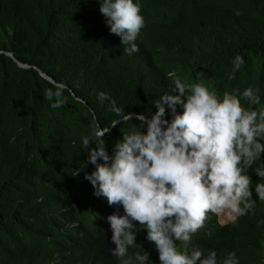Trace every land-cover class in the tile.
Instances as JSON below:
<instances>
[{
	"label": "trees",
	"instance_id": "trees-1",
	"mask_svg": "<svg viewBox=\"0 0 264 264\" xmlns=\"http://www.w3.org/2000/svg\"><path fill=\"white\" fill-rule=\"evenodd\" d=\"M141 14L139 51L128 55L109 32L99 0H0V264H119L106 218L123 208L95 196L84 172L77 174L86 160L82 136L118 118L99 91L134 114L105 133L109 153L139 124L135 114L155 112L171 72L218 95L258 88L260 105L253 107L264 106V0H141ZM237 54L245 63L229 79ZM39 71L65 85L62 107H50L44 91L53 83ZM262 163L264 153L248 169L251 212L224 226L209 213L190 248L215 249L218 256L235 251L240 264H264V201L254 190L264 178L253 171ZM94 168L89 163L86 170ZM145 235L137 233L129 254L147 251L160 264Z\"/></svg>",
	"mask_w": 264,
	"mask_h": 264
},
{
	"label": "clouds",
	"instance_id": "clouds-1",
	"mask_svg": "<svg viewBox=\"0 0 264 264\" xmlns=\"http://www.w3.org/2000/svg\"><path fill=\"white\" fill-rule=\"evenodd\" d=\"M99 11L109 32L120 37L124 53L139 51L136 41L145 26L141 0H99ZM232 63L229 79L245 63L244 57L237 54ZM169 76L173 77L170 90L155 100V112L135 114L139 124L124 132L111 153L105 133L120 120H132L134 114L108 93H97L118 118L108 127L94 125L89 135L82 136L86 160L77 174L84 172L95 196L123 208V214L114 211L106 218L114 245L110 252L119 264H152L147 251L129 254L141 230L154 243L160 264H240L235 251L218 256L215 249L189 244L209 213H227L232 221L224 224L217 216L224 226L252 210L248 169L264 153V106L253 107L260 105L259 89L249 86L218 95L203 82L186 83L175 72ZM64 90L61 82L45 89L51 108L66 103ZM89 163L95 165L91 172L86 170ZM253 171L264 178V163ZM254 190L264 201V182L256 183Z\"/></svg>",
	"mask_w": 264,
	"mask_h": 264
},
{
	"label": "bare ground",
	"instance_id": "bare-ground-1",
	"mask_svg": "<svg viewBox=\"0 0 264 264\" xmlns=\"http://www.w3.org/2000/svg\"><path fill=\"white\" fill-rule=\"evenodd\" d=\"M200 32H201V31H200ZM197 36H198V35H197ZM197 36H196V37H197ZM196 37H195V38H196ZM118 57H120V56H118ZM200 64H201V63H200ZM248 79H249V78H248ZM262 86H263V85H262ZM260 87H261V86H260ZM116 132H117V131H116ZM94 198H95V197H94ZM104 206H105V205H104ZM262 212H263V211H262ZM226 214H227V213H221V214H219V215H220V216H223V215H226ZM259 215H260V214H259ZM209 216H210V215H209ZM217 216H218V214H217ZM105 220H106V219H105ZM249 220H250V219H249ZM260 225H261V224H260ZM214 226H215V225H214ZM246 226H247V225H246ZM246 226H245V227H246ZM240 227H241V226H240ZM242 228H243V227H242ZM258 228H259V227H258ZM220 229H221V227H220ZM220 229H219V230H220ZM243 229H244V228H243ZM232 230H234V229H232ZM246 230H247V229H246ZM217 231H218V229H217ZM229 231H230V230H229ZM234 231H235V230H234ZM247 231H248V230H247ZM256 231H257V230H256ZM256 231H255V232H256ZM263 231H264V230H263ZM232 232H233V231H232ZM216 233H217V232H216ZM221 233H222V232H221ZM225 233H226V232H225ZM228 233H229V234H228ZM228 233H227V234H228L227 236L230 235L231 231L228 232ZM233 233H235V232H233ZM236 233H237V232H236ZM236 233H235V234H236ZM248 233H249V232H248ZM248 233H247V237H248ZM250 233H251V232H250ZM256 233H258V232H256ZM256 233H255V234H256ZM261 233H262V232H261ZM261 233H260V234H261ZM222 234H223V233H222ZM260 234H259V235H260ZM212 235H214V234H212ZM217 235H218V234H217ZM223 235H225V234H223ZM256 235H257V234H256ZM256 235H255V236H256ZM259 235H258V236H259ZM261 235H262V234H261ZM210 236H211V235H210ZM210 236H209V237H210ZM227 236H225V237H227ZM232 236H233V235L231 234V237H232ZM245 236H246V235H245ZM251 236H252V233H251ZM251 236H249L251 240H252V239H256L255 236H252V238H251ZM211 237H212V236H211ZM218 237L220 238V236H218ZM223 237H224V236H223ZM229 237H230V236H229ZM253 237H255V238H253ZM227 238H228V237H227ZM261 238H264V236L261 237ZM224 239H226V238H223L222 241H223ZM230 239H231V238H230ZM214 243H215V242H214ZM221 243H222V242H221ZM221 243H220V245H221ZM200 245H201V244H200ZM203 245H204V244H202V246H203ZM245 253H246V252H245ZM251 261H252V260H249V262H251Z\"/></svg>",
	"mask_w": 264,
	"mask_h": 264
},
{
	"label": "water",
	"instance_id": "water-1",
	"mask_svg": "<svg viewBox=\"0 0 264 264\" xmlns=\"http://www.w3.org/2000/svg\"><path fill=\"white\" fill-rule=\"evenodd\" d=\"M6 55H8V56H10V57L13 58V56H12L11 53H6ZM18 65H19L20 67L27 68L26 65H21L20 63H18ZM39 73H40V75H41L44 79H46L47 81H49V82L55 84V82H54L51 78H49L47 75L43 74V73L40 72V71H39ZM118 122H119V121H118Z\"/></svg>",
	"mask_w": 264,
	"mask_h": 264
},
{
	"label": "rangeland",
	"instance_id": "rangeland-1",
	"mask_svg": "<svg viewBox=\"0 0 264 264\" xmlns=\"http://www.w3.org/2000/svg\"><path fill=\"white\" fill-rule=\"evenodd\" d=\"M222 220H223V218L221 216H218V221L220 224H224V221H222Z\"/></svg>",
	"mask_w": 264,
	"mask_h": 264
}]
</instances>
